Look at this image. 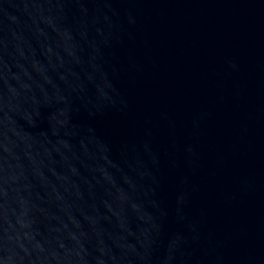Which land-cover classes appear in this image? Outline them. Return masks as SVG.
I'll return each instance as SVG.
<instances>
[{"label":"water","instance_id":"95a60500","mask_svg":"<svg viewBox=\"0 0 264 264\" xmlns=\"http://www.w3.org/2000/svg\"><path fill=\"white\" fill-rule=\"evenodd\" d=\"M0 264H264V0H0Z\"/></svg>","mask_w":264,"mask_h":264}]
</instances>
